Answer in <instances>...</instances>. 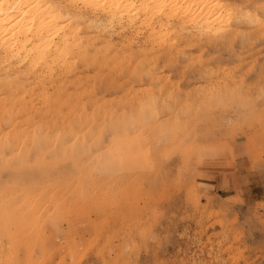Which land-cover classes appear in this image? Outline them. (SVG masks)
I'll return each mask as SVG.
<instances>
[{
  "label": "clouds",
  "instance_id": "obj_1",
  "mask_svg": "<svg viewBox=\"0 0 264 264\" xmlns=\"http://www.w3.org/2000/svg\"><path fill=\"white\" fill-rule=\"evenodd\" d=\"M154 8L170 10L173 33L189 47L211 44L226 61L254 67L252 53L264 50V0H0V264H46L49 242H62L64 194L87 202L101 186L156 173L176 142L177 121L253 107L254 84L206 74L191 85L200 91L190 99L146 87L115 102L86 100L89 109L61 123L35 109L38 94L82 90L87 97L91 81L133 55L126 50L137 40L129 34H142ZM257 71L264 80V64ZM144 79L151 81L150 70L139 74L141 87ZM216 150L197 145L190 155L195 161ZM178 199L192 210L181 220L202 224L200 199L187 191ZM215 222L223 236L227 221Z\"/></svg>",
  "mask_w": 264,
  "mask_h": 264
},
{
  "label": "rangeland",
  "instance_id": "obj_2",
  "mask_svg": "<svg viewBox=\"0 0 264 264\" xmlns=\"http://www.w3.org/2000/svg\"><path fill=\"white\" fill-rule=\"evenodd\" d=\"M158 17L153 19L155 27L162 24ZM176 23L167 26L165 37L153 36L146 26L139 37L130 33L128 38L137 43L126 52L133 55L91 81L87 97L82 98V90L50 98L44 94L48 99L38 94L35 109L61 123L89 109L86 100L115 102L121 93L131 97L143 94L146 87L190 99L200 91L191 85L206 74H224L241 88L254 84L249 92L253 107L221 111L204 122L177 121L176 142L165 151L167 162L156 173L133 174L101 186L87 202L64 194L62 242H49L46 264H174L189 258V264H264V80L257 71L264 64V50L252 53L255 67L237 63L234 57L226 61L211 44L189 47L173 33ZM140 61L144 63L137 68ZM148 70L152 79H144L141 87L138 76ZM197 145L217 150L193 161L190 151ZM185 191L204 206L197 213V219L204 217L202 224L181 220L192 211L186 200L178 199ZM218 216L227 221L223 236L215 222ZM154 235L160 241L152 239Z\"/></svg>",
  "mask_w": 264,
  "mask_h": 264
},
{
  "label": "bare ground",
  "instance_id": "obj_3",
  "mask_svg": "<svg viewBox=\"0 0 264 264\" xmlns=\"http://www.w3.org/2000/svg\"><path fill=\"white\" fill-rule=\"evenodd\" d=\"M168 12H170V10H167L166 12H160V11H158L157 9H153V12H152V16H153V19L155 18V17H157V16H159V17H161L160 18V20H161V22H162V24L159 26V27H155L154 26V24H153V19L149 22V24L148 25H145L147 28V30L149 29V31L150 32H148V33H151L153 36H158V37H165L167 34H169V32H170V29H169V32L167 33V26H169V24L170 25H172L171 24V22H173L175 19H170L169 18V15L167 14ZM158 17V18H159ZM155 21V20H154ZM159 21V20H158ZM157 21V22H158ZM156 25H157V23H156ZM150 34V36H152ZM155 39V38H154ZM154 42V41H153ZM152 46V45H151ZM130 58V57H129ZM136 59V58H135ZM131 60V59H130ZM131 62H132V60H131ZM137 62V61H136ZM137 66V65H136ZM136 68V67H135ZM137 69V68H136ZM44 95V94H43ZM46 96H47V94H45ZM43 96L44 97V99L45 98H47L46 96ZM58 95H59V93H58ZM75 95V94H74ZM57 96V95H56ZM41 97H42V95H41ZM51 96H49L48 98H50ZM58 97V96H57ZM47 98V99H48ZM55 98V97H54ZM61 98V97H60ZM69 98V96L67 97V99ZM75 98L76 99H78L79 98V96H75ZM62 99V98H61ZM42 100H43V98H42ZM51 100V99H50ZM49 100V101H50ZM46 101V100H45ZM58 101V103H59V99L57 100ZM65 101V100H64ZM78 101L80 102V99H78ZM97 101V100H96ZM66 102V101H65ZM75 102V101H74ZM77 102V101H76ZM54 103H56V102H54ZM71 103H73V102H71ZM78 103V102H77ZM60 104V103H59ZM63 104V103H62ZM67 104V103H66ZM68 104H69V100H68ZM79 104V103H78ZM80 104L82 105V102H80ZM64 105H65V103H64ZM72 105V104H71ZM80 105V106H81ZM84 105V104H83ZM74 106H76V105H74ZM79 106V107H80ZM70 107H72V106H70ZM73 109L75 108V107H72ZM77 108V107H76ZM79 109V108H78ZM72 110V109H71ZM75 110V109H74ZM86 109H85V107H84V111H85ZM79 111V110H78ZM81 111V110H80ZM72 112V111H71ZM73 113V112H72ZM75 113V112H74ZM71 117H73V116H71ZM69 119V118H68ZM75 200V199H74ZM74 203H75V201H74ZM79 204V203H78ZM81 205H83V204H81ZM68 206H69V204H68ZM74 206V205H73ZM70 207V206H69ZM80 207V206H79ZM79 207H78V209H79ZM84 207V206H83ZM69 209V208H68Z\"/></svg>",
  "mask_w": 264,
  "mask_h": 264
}]
</instances>
